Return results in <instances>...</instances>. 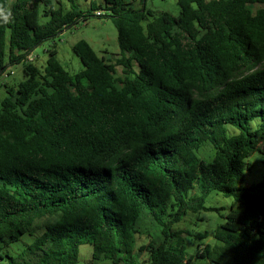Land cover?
I'll return each mask as SVG.
<instances>
[{"label":"trees","instance_id":"trees-1","mask_svg":"<svg viewBox=\"0 0 264 264\" xmlns=\"http://www.w3.org/2000/svg\"><path fill=\"white\" fill-rule=\"evenodd\" d=\"M178 2L144 23L126 0H0V76H25L0 106V264H78L85 243L113 264H264V176L246 184L255 152L264 165V0ZM92 14L111 18L120 55L81 39L71 73L54 38ZM213 192L237 206L189 255L174 225L215 210Z\"/></svg>","mask_w":264,"mask_h":264},{"label":"rangeland","instance_id":"rangeland-1","mask_svg":"<svg viewBox=\"0 0 264 264\" xmlns=\"http://www.w3.org/2000/svg\"><path fill=\"white\" fill-rule=\"evenodd\" d=\"M129 6L134 8H145L146 18L144 23L151 19L154 15H159L162 12H168L177 16L181 12V7L178 0H126ZM81 7L86 11L91 8V11L96 12L98 9H105V0H79ZM92 6L96 9H93ZM256 8V6H254ZM149 11L151 13H149ZM117 29L109 17H98L94 14L89 15L87 20H81L75 25L67 28L62 34L54 38L55 47L58 49V58L71 73L79 72L83 69L79 57L74 53L72 46L81 39L87 40L93 48L106 58L114 61L120 55V47L118 44ZM51 41L41 43L33 51L35 60L34 63L43 67L46 64L48 57L47 49L53 47ZM121 71V68H118ZM12 72V73H11ZM25 78L22 71V65L19 63L13 64L8 73L0 76V106L1 101L8 95L9 87L16 85ZM259 120V119H256ZM258 121H253L255 124ZM230 133L238 129L229 125ZM233 128V129H231ZM235 129V130H234ZM214 153V148L210 142H204L198 149L200 157L210 159ZM253 167L251 171L247 172L246 184L250 185L257 182L264 176V165L262 163V155L255 152L249 159ZM199 191V190H198ZM206 206L214 207L215 210H201L199 212H189L185 218L174 225L175 230L182 231L181 235L184 238L183 243L186 246L187 253L195 256L198 252V244H205L213 240V234L218 226L225 221L226 213L232 208L237 206L236 201L231 197H226L222 193L213 192L206 200ZM45 220V219H44ZM208 232L205 238H199V233ZM34 236L30 234L23 235L19 241L7 245L5 249L11 252L21 251L26 244L31 243ZM144 237L139 238V243L143 242ZM14 254V253H12ZM145 253L143 257H147ZM78 264H113L111 260H93V247L89 243H85L80 247Z\"/></svg>","mask_w":264,"mask_h":264},{"label":"clouds","instance_id":"clouds-1","mask_svg":"<svg viewBox=\"0 0 264 264\" xmlns=\"http://www.w3.org/2000/svg\"><path fill=\"white\" fill-rule=\"evenodd\" d=\"M0 16H3L5 20L7 19V16H5L3 11H0Z\"/></svg>","mask_w":264,"mask_h":264}]
</instances>
